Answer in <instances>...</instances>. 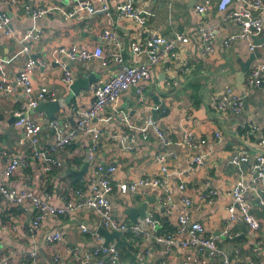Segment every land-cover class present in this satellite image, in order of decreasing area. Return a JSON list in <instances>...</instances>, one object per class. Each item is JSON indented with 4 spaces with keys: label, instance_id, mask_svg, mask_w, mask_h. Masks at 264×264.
<instances>
[{
    "label": "crops",
    "instance_id": "1",
    "mask_svg": "<svg viewBox=\"0 0 264 264\" xmlns=\"http://www.w3.org/2000/svg\"><path fill=\"white\" fill-rule=\"evenodd\" d=\"M80 1H88L97 8L100 6L99 0ZM250 1L246 0L244 3L243 0H232L227 11L247 6ZM261 1L264 5V0ZM123 2L124 0H106L107 11L93 15L81 12L68 20L58 12L51 11L35 22L37 29L41 30L40 37L32 44L27 43L28 50L25 51L23 46L26 43L22 39L26 30L32 26L29 10L37 7L70 6L76 0H17L15 4H11L9 0H0V14L10 17L11 29L10 34L0 32V167L12 158L31 162L28 145L20 143L23 131L15 126L12 117L20 92L16 86V77L22 72L29 58H38L46 64L45 67L32 71L30 81L33 88L46 85L56 90L55 100L61 101L62 106L55 116L61 119L64 131H75L74 143L56 154L63 164L61 168L45 175L36 170L35 164L31 162L29 169L18 171L4 183L14 189H25L43 197L53 207L63 208L68 201H79L73 191L84 187L92 176L95 164L93 161H89L88 169L80 179L69 174L70 171L81 169L91 144L90 139L76 129L77 116L72 108L88 109L93 100L92 85L108 79L116 71L117 65L111 63L102 67L95 60L66 61L73 83L87 76H93L95 80L89 85L86 82L80 83L77 94L70 97L69 89L61 82L60 66L52 61L57 47L77 45L91 50L100 46L105 54L119 51L127 62L135 65L144 62L146 57L144 54L132 53L131 42L143 44L152 32L166 39H171L175 32H179L190 35V41L188 44L177 45L178 57L155 67L149 79L143 83L141 94H138L136 87L124 92L116 104V109L120 111L115 115V110L107 106L97 115V119L92 120V124L102 130L96 161L116 166V172L112 176L114 184L144 177L165 179L170 185L171 203L164 200L161 189L157 187L126 194L119 193L115 188L110 196L113 216L117 221L133 223L126 210L136 209L142 201H147L149 213L161 219L155 234H172L183 238L184 234L178 233L175 225L176 217L184 210L180 200L182 194L177 190L179 179L176 173L187 170L194 155H201L204 164L184 176V193L192 200V220L202 224L204 234H216L223 230L228 218L226 207L232 200L231 188L249 171V164L244 163L238 174L230 163L234 153L248 149L229 135L236 132L239 137L250 139L252 148L263 151L254 142V138L242 136L241 126H256V137L264 138V68L260 72L262 83L259 87H253L248 82L252 68L257 64L264 66V49L257 50L259 56L255 57L245 74L243 86L246 91L245 95H241L242 112L236 115L227 109L217 113L211 105L212 98L221 94L226 87L237 91L235 72L240 69V63L251 54L248 43L243 39H236L228 47L224 46V41L239 28L226 18V11L220 12L216 9L218 0H211L210 10L206 13L195 12L190 0H135V9L145 19L143 25L131 19L116 17V7ZM202 2L203 0H196L194 5ZM250 11L254 17L260 15L258 9L250 8ZM199 25L211 29L213 33L214 51L206 58L199 54L200 45L196 33ZM106 29L116 33V42L113 44L102 38V32ZM258 38H264V25ZM62 60L65 61L63 58ZM182 63L189 64L188 74L179 70L178 66ZM168 81L171 82L170 87L166 86ZM10 90L14 93L7 94ZM237 93L239 94L238 91ZM155 95L165 104V108L155 112V117L167 140L171 142V145L166 146L168 151L171 149V154L163 149L162 143L152 130H148L145 136L137 130L143 125L151 107H154ZM142 100L144 110L138 106ZM121 112L130 117L129 124L120 120ZM29 115L30 118L39 120L40 144L49 146L53 136L49 131L45 113L32 111ZM99 118L106 120L99 122ZM129 126L134 128L129 129ZM216 132L221 134L219 139L215 137ZM184 133H189L196 140L198 144L195 149L191 150L180 143ZM112 134H133L135 141L131 143V147L121 150L112 139ZM161 155L164 156V161L160 163L157 157ZM162 166L168 169L167 177L161 174ZM212 190L216 195L204 202L202 199ZM259 200H264V182L257 185L255 192L248 191L249 213L257 220V229H252L243 218L229 228L231 238H236L232 242L231 259L239 264H264V252L260 249L264 245V207ZM161 208L165 211L161 212ZM8 211L3 197L0 196V253L12 254L15 258H27L29 252H35L37 264H81L71 250L78 249L81 257L85 250L98 245L97 240L78 229L80 223L90 230L97 231L100 228L99 217L91 210L77 209L65 215H46L33 233L29 231L34 216L32 205L26 203L13 208L11 212ZM56 232L63 233L62 241L46 245L45 236ZM112 242L123 253L119 264H177L186 256L201 259L203 262L200 264H223L221 259L209 258L205 252L192 248L182 249L177 245H173L166 253L163 244L157 242L153 234H147L140 240H132L131 235L125 233ZM218 245L228 254L229 241L219 240ZM55 257L59 258L58 262H54Z\"/></svg>",
    "mask_w": 264,
    "mask_h": 264
},
{
    "label": "built area",
    "instance_id": "2",
    "mask_svg": "<svg viewBox=\"0 0 264 264\" xmlns=\"http://www.w3.org/2000/svg\"><path fill=\"white\" fill-rule=\"evenodd\" d=\"M17 0H9L11 4H15ZM99 8L95 7L88 1L76 0L74 5L68 6H54V7H37L29 10L28 15L32 21V26L26 30L22 39L24 44L23 50H28L27 43L32 44L36 42L41 34V30L37 29L35 22L45 17L49 12H58L65 20L72 19L78 13L85 12L93 15L99 11H107L106 0H99ZM135 0H124V2L116 7V17L118 19H131L141 25L145 24V19L135 9L133 3ZM232 0H218L215 7L220 12L226 11V18L233 24L238 26V31L231 34L225 41L224 46L228 47L232 41L236 39H243L248 43L249 52L264 49V42L256 45L253 43L252 37L259 36L263 30L264 25V5L261 0H251L247 6H241L237 9L228 10V6ZM246 2V1H245ZM211 0H203L202 3L194 5V10L197 13H206L210 10ZM250 8L258 9L260 15L254 17L251 14ZM10 17L6 14H0V32L4 31L6 34L11 33ZM199 40V54L206 58L214 51L212 46L213 33L211 29L203 25H199L196 29ZM102 38L110 42H116V33L110 29L102 32ZM190 35L175 32L171 39H166L158 35L156 32L150 33L147 40L140 44L138 42L130 43V50L136 55L144 54L146 59L140 64L132 65L118 52L105 54L100 46L94 47L91 50L85 49L77 45L59 46L54 50L52 61L60 66L61 82L69 89L73 83V77L66 61L72 62H87L95 60L100 66L107 67L114 63L117 65L116 71L103 82L92 85L93 100L91 106L86 110H76L77 122L76 129L90 139V148L87 152L88 161H93L95 164L92 168V176L87 180L84 187L77 188L73 191V195L78 197L79 201H68L65 207L56 208L50 205L49 201L43 197H38L28 190H18L8 186L6 183L10 177L30 168L31 162L35 164V169L43 174H50L55 169L63 166L62 162L56 154L63 152L67 147L74 143L75 131H64L61 120L53 119L48 121L49 131L52 132L53 141L49 146H42L40 144V124L39 120L30 118V112L36 108L38 104L46 101H53L56 99V90L48 88L46 85L39 88H33L30 75L35 68L45 67L46 64L38 58H29L24 65L21 73L16 77V86L20 92L16 98V108L12 111L15 126L22 129L21 144H27L28 156L31 162L27 160H20L12 158L5 161L4 165L0 167V196L6 204V208L10 212L13 208L24 206L26 203L32 205L34 209V216L30 224V233H33L40 225L46 215L56 216L65 215L77 209H86L95 212L99 217L100 228L108 229L109 231H120L131 234L135 239L140 240L147 234H153L155 240L163 244L165 252L168 253L173 245H177L182 249L192 248L196 251L207 253L209 258L221 259L223 264H239L237 261L229 259L227 252L218 245L219 240L230 239V227L240 218L252 228H258L257 220L250 215V203L248 201V191L255 192L257 185L264 182V154H251L249 151L240 150L233 154L230 163L236 168L239 174L241 166L244 163L249 164L248 174L231 188V203L226 207L228 218L225 221V226L222 231L213 234H204L202 224L192 220V200L185 194L186 183L184 176L199 168L204 164L201 155H194L190 161V167L187 170L177 172L178 184L177 190L181 192V203L183 205V212L175 219V225L178 227V233H183L184 237L180 238L172 234L166 236H159L155 234L161 224V219L155 217L154 214L148 212L143 222L127 223L117 221L113 216L112 204L110 196L115 188L119 193H135L140 189L150 187H157L161 189L164 200L171 203V189L170 185L162 177H144L134 179L129 182H118L114 184L112 176L116 172V166L113 164H104L96 161L97 152L99 149V139L102 134L101 127L92 124L93 119H97V115L103 111L107 106H111L113 114L115 115L120 109H116V104L121 95L128 91L131 87H136L138 94H141L143 83L146 82L153 69L159 64L168 60H174L178 57L176 51L178 44H188ZM65 59V61L62 60ZM182 73L188 74L190 72L189 64L182 63L179 66ZM264 68L263 65L257 64L252 68L250 77L248 78L249 85L259 87L262 83L260 72ZM167 87L171 86V82L166 83ZM14 93L10 90L7 94ZM211 105L214 110L219 113L224 110H231L234 114L239 115L243 110V97L237 93L234 88L226 87L224 91L212 98ZM162 109L159 105L151 107L147 114L143 125L137 130L146 135L148 130H152L162 143L163 149L167 152V147L171 142L167 140L163 131L161 130L158 121L152 116V110L157 112ZM99 122L105 121L103 118L98 119ZM120 120L125 123H130V117L126 113L120 114ZM129 126V129H133ZM241 133L243 137L254 138L257 146L264 151V138L256 137V126L242 125ZM112 139L117 142L121 150L131 147V143L135 141L133 134H112ZM216 139L221 137L219 132L215 133ZM202 142V141H201ZM180 143L195 149L197 146L196 140L189 133H184ZM203 143V142H202ZM167 146V147H166ZM171 154V153H170ZM158 162L164 161V156L157 157ZM162 176L167 177L168 169L165 166L161 167ZM244 174V173H243ZM246 178L248 181H246ZM6 180V181H4ZM25 182V179H23ZM216 195L215 191L208 192L202 199L209 201ZM260 205L264 207V200H259ZM241 214V217L239 216ZM78 229L81 233L86 234L92 239L98 241V245L94 248L85 250L79 257V250H71L72 254L80 260L81 264H119L121 263V251L118 246L110 242L104 245V237L95 230H90L85 224L80 223ZM63 239V233H50L45 236L46 245L58 244ZM227 241V240H226ZM264 252V245L260 246ZM59 258L55 257L54 262H58ZM203 261L197 257L186 256L181 262L177 264H200ZM0 264H37L35 252H29L27 258H15L12 254L0 253ZM137 264V263H131ZM164 264V263H160Z\"/></svg>",
    "mask_w": 264,
    "mask_h": 264
},
{
    "label": "water",
    "instance_id": "3",
    "mask_svg": "<svg viewBox=\"0 0 264 264\" xmlns=\"http://www.w3.org/2000/svg\"><path fill=\"white\" fill-rule=\"evenodd\" d=\"M190 1H191V5L194 6V4L196 3V0H190ZM243 1L245 3L246 0H243ZM99 12H101V11H99ZM252 40H253V43L256 45L264 42V38H258L257 36H253ZM102 42H104V41H102ZM257 56H259L257 50H255L254 52H251L248 59L245 60L244 62H241L240 63V69L237 72H235V76L237 78L236 89L240 95H245L246 90H245V87L243 86V83L245 81V74L249 70L251 64L255 61V57H257ZM83 82H86L87 85H89L91 83H94L95 80H94L93 76H87V77H84V78L77 80L74 83H72L69 87L70 97H73L74 95L77 94V88L79 87L78 85L80 83L82 84ZM160 93L163 94V91H161ZM139 103H138V106L141 107V110H144L145 109L144 105H143L144 100H142ZM153 103H154V106L159 105L160 107L165 108V104L158 99L157 95L154 96ZM60 104H61V101H59V100L41 102L40 104H38V106L36 108L32 109V111H43L45 113L48 121L53 120V119L61 120L57 116H55L56 113L59 111L60 107L62 106ZM151 113L153 114V117L156 116L154 110H152ZM70 122L72 123V119H70ZM229 136L234 138L241 146L248 149V151L251 154H264V151L252 148V146L249 144L250 139L241 138L237 135L236 132L233 133V135H229ZM248 138H251V137H248ZM88 165H89V161H88V157H86L83 161V166L81 167V169L78 171H73V172L70 171L69 174H71L72 177L75 179H77V178L80 179L81 175H83L85 173V171L88 169ZM164 211L165 210H163V208H161V212H164ZM148 212H149V210H148L147 201H142L140 206L136 209L135 208H128L126 210V214H128L131 217L133 223L138 222V221L142 223L144 218L147 216ZM97 233L104 237V240H105L104 245H108L114 239L121 238L125 234L124 232L109 231L108 229H104V228H99L97 230ZM216 233H218V232H216ZM235 239L236 238H230V239L226 238V240L230 242V245L228 248L229 259L231 258V253H232V242ZM205 254L207 255V253H205Z\"/></svg>",
    "mask_w": 264,
    "mask_h": 264
},
{
    "label": "trees",
    "instance_id": "4",
    "mask_svg": "<svg viewBox=\"0 0 264 264\" xmlns=\"http://www.w3.org/2000/svg\"><path fill=\"white\" fill-rule=\"evenodd\" d=\"M11 211H12V210H11ZM11 211H10V212H11ZM164 224H165V223H164ZM165 226H168V224H165ZM130 235H131V234H130ZM131 239H132V240H138V239H135L132 235H131ZM119 249H120V248H119ZM120 251H121V250H120ZM122 255H123V253H122V251H121V259H122V257H123Z\"/></svg>",
    "mask_w": 264,
    "mask_h": 264
}]
</instances>
